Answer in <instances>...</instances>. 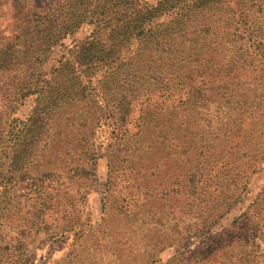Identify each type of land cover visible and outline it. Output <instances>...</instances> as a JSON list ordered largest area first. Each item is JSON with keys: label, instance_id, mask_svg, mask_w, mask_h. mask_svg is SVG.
<instances>
[{"label": "trees", "instance_id": "obj_1", "mask_svg": "<svg viewBox=\"0 0 264 264\" xmlns=\"http://www.w3.org/2000/svg\"><path fill=\"white\" fill-rule=\"evenodd\" d=\"M73 1L81 4L70 6ZM6 2L8 6H1L5 2L0 0V18L8 17L0 24V264H28L31 259V233L37 234L42 223L30 217L17 232L12 224L21 213L35 214L42 205L40 212L50 199L46 193L44 200L28 203L17 197L13 183L30 174L26 168L33 152L57 141L71 150L67 143L75 136L59 132L49 138L45 120L59 107L69 115L82 98L85 104L75 109L82 129L79 147L87 156L97 114L108 115L127 138L117 151L126 154V146L133 148L137 156L127 158L131 162L152 156L171 131L172 163L178 170L173 191L187 187L185 198L191 201L204 187L206 194V178L220 183L208 194L211 201L205 202L198 227L211 226L231 208L244 191L242 177L264 162V0H158L153 6L138 0H57L66 6H53L49 0L34 6L29 0ZM85 24L90 33L62 51L50 73L53 80L33 89L41 62ZM98 74L94 88L81 79ZM69 80L75 81L70 83L72 94ZM30 93H37V104L19 121L15 111ZM159 93L178 97L170 106L142 105L137 130L128 133L136 106ZM139 146L148 151L139 155ZM63 154L68 155L62 153L59 164ZM143 187L148 194L150 184ZM176 194H169L172 206ZM147 201L148 210L127 217L129 224L149 225L152 218L159 222L165 216L168 243L191 235L189 220L174 221L166 211L155 217V202L150 197ZM259 204L253 201L228 228L206 239L207 251L219 257L213 263L207 258V263L264 264L259 244L264 243V224L255 217ZM162 237L156 245L166 239Z\"/></svg>", "mask_w": 264, "mask_h": 264}, {"label": "rangeland", "instance_id": "obj_2", "mask_svg": "<svg viewBox=\"0 0 264 264\" xmlns=\"http://www.w3.org/2000/svg\"><path fill=\"white\" fill-rule=\"evenodd\" d=\"M6 1L4 0L5 4L1 6H8L9 3ZM29 1L32 6L48 2V0ZM156 1L158 0H138V3L153 6ZM49 2L54 4L53 6H66L57 0H49ZM69 5L79 6L74 1ZM2 10L7 12L6 7ZM7 18V16L0 18V24L5 25ZM165 18L166 15L160 20ZM90 31L89 25H83L51 51L36 72L33 89H40L43 83L49 85L53 80L50 73L62 51L81 42ZM99 77L100 74L91 80L83 77L81 79L94 88ZM70 83L75 81L69 80L71 87L69 92L72 94L75 88ZM37 96V93H30L21 102L19 101L21 105L17 107L14 117L19 121L26 120L37 104ZM176 97L177 94L167 96L159 93L158 96L153 94L148 99L142 100L134 110L127 127L128 133L136 132L135 121L142 105L170 106ZM83 99L76 106H72L75 108L80 104L82 106L86 102V99ZM75 108L71 109L68 115L64 107H59L45 120V127L49 128L46 132L49 138L59 132L61 135L75 136L67 143L71 150H66L57 141L50 143L43 152H33L29 166L26 168V172L30 174H27V178L25 176L22 183L12 182L17 197L22 196L20 198L26 199L28 203L38 202L41 197L44 200L46 193H48L47 199H50L40 212L37 213L42 205L33 210L35 214L21 213L12 224L14 232H17L21 226H27L30 217L42 223L37 234L31 233L35 236L30 237V240L35 243L28 264H127L129 261L131 264H211L219 257L215 256L218 252L214 254L207 251L206 239L228 228L233 220L255 200L261 201L255 217L261 218L264 224V162L259 165L255 173L245 174L242 177L245 182L244 191L231 208L214 224L201 229L200 226L198 227V217L205 216V202L211 201L208 199V194L212 192L215 183H220L215 178H206L209 184L206 194L204 187L202 192H195V199L192 198L191 201L185 198L184 192L187 187L181 188L172 206L170 195L176 194L173 191V187L176 186L173 184V177L178 176V170L172 163L174 147L171 131L161 141L158 149L154 150L152 156L144 158V162L142 160L131 162L127 158L131 160L137 156L135 152L133 153V148L126 146L128 148L126 154H124L125 150L122 151L123 154L117 151L119 143L122 144L127 138L122 135L108 115L97 114V118L100 119L94 130L90 156H87L84 147H79L83 143L79 140L82 129H78L80 122L78 123V112ZM139 148L141 150L139 155L148 151L144 147L139 146ZM42 153H45L46 157H43ZM62 153H67L69 156L65 157L63 154L62 163L59 164ZM0 158L1 160L4 158V148L0 150ZM46 160L50 165L46 164ZM69 161L71 162L67 167ZM216 168L218 169V165ZM43 170H49V173L39 175ZM15 176L14 178L18 180L19 172L15 173ZM181 178L187 183L184 173ZM201 179H205V174ZM146 183L148 186L150 184L148 194L143 187ZM149 197L155 202V217L166 211L167 217L169 214L175 217L174 221H178V218L189 220L191 235L168 243V237L163 236L166 232L165 216L159 222L152 218L149 225L140 226L138 222L129 224L127 217L137 214L140 210L141 212L148 210L146 202ZM161 237L166 239L156 245L157 239ZM259 244L261 248L264 247L263 241H259ZM207 258L211 263L206 262Z\"/></svg>", "mask_w": 264, "mask_h": 264}]
</instances>
